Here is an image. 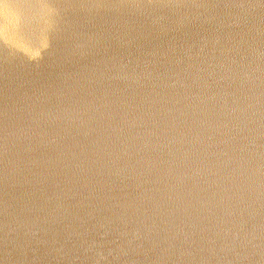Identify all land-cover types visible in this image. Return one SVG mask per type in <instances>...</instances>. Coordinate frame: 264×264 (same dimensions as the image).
<instances>
[{
	"label": "water",
	"instance_id": "95a60500",
	"mask_svg": "<svg viewBox=\"0 0 264 264\" xmlns=\"http://www.w3.org/2000/svg\"><path fill=\"white\" fill-rule=\"evenodd\" d=\"M0 264H264V0H0Z\"/></svg>",
	"mask_w": 264,
	"mask_h": 264
}]
</instances>
